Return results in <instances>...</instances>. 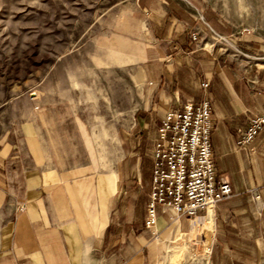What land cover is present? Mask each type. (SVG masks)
<instances>
[{"label":"crops","instance_id":"crops-1","mask_svg":"<svg viewBox=\"0 0 264 264\" xmlns=\"http://www.w3.org/2000/svg\"><path fill=\"white\" fill-rule=\"evenodd\" d=\"M151 4L137 3L144 14ZM158 4L173 14L154 13L157 26H149L158 50L141 60L148 100L120 139L114 170L77 174L62 167L34 121L17 129L15 142L0 145V264H143L157 127L165 111L203 96V82L209 84L215 172L232 190L203 214L213 225L216 256L226 257L217 263L264 264V130L248 145L237 144L238 131L264 108V65H227L217 49L190 47L193 34L207 38L205 28ZM183 219L170 222L158 212L156 229L180 231Z\"/></svg>","mask_w":264,"mask_h":264},{"label":"rangeland","instance_id":"rangeland-1","mask_svg":"<svg viewBox=\"0 0 264 264\" xmlns=\"http://www.w3.org/2000/svg\"><path fill=\"white\" fill-rule=\"evenodd\" d=\"M137 3H154L151 13ZM158 3L205 28L190 47L217 49L227 65H264V0H0V145L34 121L62 167L114 170L120 139L148 100L141 60L157 54L154 13L173 14ZM202 217L171 234L143 232V264H229L217 263L226 257Z\"/></svg>","mask_w":264,"mask_h":264},{"label":"built area","instance_id":"built-area-1","mask_svg":"<svg viewBox=\"0 0 264 264\" xmlns=\"http://www.w3.org/2000/svg\"><path fill=\"white\" fill-rule=\"evenodd\" d=\"M208 86L207 82L201 83L203 96L165 111L159 121L151 151V179L143 226V231L153 237L158 236L155 230L158 212L167 214L170 222L192 220L232 194L230 183L217 179L215 172ZM262 130L264 108L250 119L246 129L238 131L237 144L248 145Z\"/></svg>","mask_w":264,"mask_h":264},{"label":"bare ground","instance_id":"bare-ground-1","mask_svg":"<svg viewBox=\"0 0 264 264\" xmlns=\"http://www.w3.org/2000/svg\"><path fill=\"white\" fill-rule=\"evenodd\" d=\"M208 208H209V207H208ZM200 217H201V216H200ZM204 219L207 220V217H204V216H203L202 219L200 218V220H203V221H204ZM203 221L200 222L201 225L204 226V225L208 224V222L203 224ZM207 221H208V220H207ZM201 233H202V232H201ZM201 233H200V234H201Z\"/></svg>","mask_w":264,"mask_h":264}]
</instances>
